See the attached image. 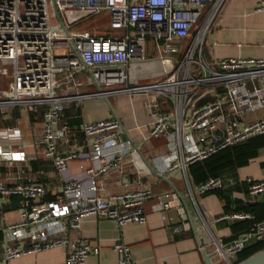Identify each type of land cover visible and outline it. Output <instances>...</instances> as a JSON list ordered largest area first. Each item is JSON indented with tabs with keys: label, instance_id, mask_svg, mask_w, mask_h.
<instances>
[{
	"label": "built area",
	"instance_id": "obj_1",
	"mask_svg": "<svg viewBox=\"0 0 264 264\" xmlns=\"http://www.w3.org/2000/svg\"><path fill=\"white\" fill-rule=\"evenodd\" d=\"M221 2L0 0V59L8 63L2 72L12 74L9 88L0 94L7 102L42 110L38 145L62 180L60 196L46 198V184L25 175L28 155L17 148L20 138L14 137L20 135L19 126H0V197L14 194L21 199L18 219L3 231L0 264L56 247L65 248L66 264H85L90 255L100 252V245L69 235L68 230L80 228L86 217L103 214L119 228L148 221L145 203L154 194L151 186L106 196L99 193L105 176L121 172L125 183L131 180L123 168L134 146L124 138L121 119L111 115L82 122L80 143L63 118L71 98L81 96L77 90L81 72L90 74L100 86L97 95H107L102 86L117 82L125 84L120 91L147 94L152 119L148 137L166 139V151L152 160L157 170L182 168L190 189L201 193L224 185L222 177L214 176L193 186L188 166L264 133V114L249 117L264 109V57L206 56L205 42ZM263 10L264 0H259L253 11ZM104 11L109 16L106 29L81 27ZM149 41L158 52L164 75L148 83L129 84L135 63L146 59ZM58 74L72 84L74 92H60L63 82L56 78ZM73 160L78 161L81 175H69ZM6 162L17 164V175L2 176ZM246 180L251 194L264 192V177L248 175ZM231 216L253 218L254 214L236 211ZM251 240L264 241V220L233 240L219 243L217 249L230 263ZM113 247L119 264H138L128 243L119 239Z\"/></svg>",
	"mask_w": 264,
	"mask_h": 264
},
{
	"label": "crops",
	"instance_id": "obj_2",
	"mask_svg": "<svg viewBox=\"0 0 264 264\" xmlns=\"http://www.w3.org/2000/svg\"><path fill=\"white\" fill-rule=\"evenodd\" d=\"M258 2L259 0H223L220 3L218 9L215 10L212 26L204 46L207 57H264V10L253 11ZM108 20L109 16L106 14L104 21L108 23ZM153 51L155 55L151 56ZM5 65L0 66V92L3 88H9L12 82V74L2 72V67ZM163 75V65L153 46L147 50L145 60L135 63L129 74V84L148 83L152 76L156 80ZM56 78L63 82L59 88L61 93L74 92L72 84L63 76L58 74ZM77 78L81 82L77 89L81 96L71 98L65 109L68 114L64 111L63 118L70 125L71 131L76 134L78 142H83L82 122L99 120L117 114L122 121L124 138L130 140L134 146V150L125 156L123 168L130 174V182L125 183L123 174L115 172L101 179L99 193L106 196L114 191L145 186H151L154 191L153 196L145 203L148 215V221L145 224L129 223L124 228H119L114 219L103 214H95L86 217L80 228L68 230L69 235H78L93 244L100 245V252L90 255L85 264H119V254L113 247L119 239L131 246L132 256L138 264H161L165 261L176 264H206L204 249L214 252L211 258L215 264H230L218 251L219 243L225 244L233 240L243 231L264 220V192L251 194L249 183L246 180L248 175L264 177V154L252 158L249 164L239 167L238 180L223 177L224 187H234L237 181L247 183L248 193L235 190L233 196L244 202H255L257 210H261L263 219L255 220L247 227L249 219H254L255 215L253 218L246 217L248 222L237 223L240 220L244 221L245 218L231 216L232 213L240 211L236 209V205L225 203L216 193L191 190L182 168L164 172L168 180L157 176L150 170L144 157L152 162L154 156L165 152L166 147L159 144V139L164 141L166 139L163 136L148 137L152 119L147 106L146 93L120 91L125 84L117 82L102 86L103 90L107 91V95L101 96L97 95L101 90L100 86L91 79L90 74L81 72ZM3 82L7 86L1 85ZM4 98L5 96L0 94V121L14 118V122L0 126H19L20 135L15 134L14 137L20 138L19 144L16 145L17 148L24 149L28 155L24 166L25 175L36 176L46 184L49 189L48 193L55 195L46 198H58L62 180L38 145L43 125L42 110H30L25 105L13 104L5 101ZM160 100L164 102V98L160 97ZM76 119L79 121L72 122ZM135 145L139 146L141 151L137 150ZM40 168L44 170L41 173L38 172ZM17 171V164L10 166L6 162L1 174L3 177H9L17 175ZM68 173L70 176L82 174L77 160L70 162ZM187 174L189 176V172ZM189 180L193 186H196L190 176ZM177 191L182 194L183 198ZM165 202H170L172 205L166 207ZM0 204L1 256L2 234L4 235L2 232L8 223L18 219L21 199L11 195L7 198L0 197ZM177 226L182 229L177 231ZM254 242L257 241L251 240L247 245ZM11 264H66L65 248L56 247L27 254L13 259Z\"/></svg>",
	"mask_w": 264,
	"mask_h": 264
},
{
	"label": "trees",
	"instance_id": "obj_3",
	"mask_svg": "<svg viewBox=\"0 0 264 264\" xmlns=\"http://www.w3.org/2000/svg\"><path fill=\"white\" fill-rule=\"evenodd\" d=\"M149 48L154 46L152 41H149ZM66 111V110H65ZM67 112V111H66ZM68 114V112H67ZM79 121V119L72 122ZM14 122V118L8 120H1L0 125L11 124ZM71 122V121H70ZM264 154V133L251 136L245 140L239 141L235 144L224 147L208 157L197 160L188 166V172L190 178H192L193 183L196 185L206 181L210 177L220 176V177H231L238 180V168L245 166L250 163V160L260 154ZM264 165V161H263ZM235 190L244 191L248 193V186L245 182H238L234 187H219L212 188L206 192L216 193L221 199L227 204L236 205V209L240 211L252 212L255 217L254 219L245 218L244 221L240 220L237 223L248 222L250 226L255 220L263 219L261 215V210H257L255 202H244L242 199L234 197L233 192ZM14 198L20 197L19 195H11ZM55 195H46V197H54ZM1 207V204H0ZM4 207V206H3ZM247 219V220H246ZM3 233V232H2ZM1 233V234H2ZM3 236V234H2ZM264 247V241H257L252 244L247 245L241 252L238 253L235 262H238L245 257L251 255L252 253L262 249Z\"/></svg>",
	"mask_w": 264,
	"mask_h": 264
},
{
	"label": "water",
	"instance_id": "obj_4",
	"mask_svg": "<svg viewBox=\"0 0 264 264\" xmlns=\"http://www.w3.org/2000/svg\"><path fill=\"white\" fill-rule=\"evenodd\" d=\"M116 116H118V115L116 114ZM135 146H136L137 150L138 149L140 150L139 146H137V145H135ZM144 160H145L146 164L149 166L150 170L154 174L168 180V177L166 176V174L164 172L157 170V168L153 165V163L151 161H149L146 157H144ZM177 192L179 193L180 197L183 198L182 194L179 191H177ZM191 220H192V218H191ZM193 228L196 231L195 224H193ZM199 242L202 243L201 240H199ZM213 254H214V252H208V251H206V249L203 250V255H204L206 264H215L211 258ZM230 264H264V247L262 249L256 251V252L252 253L251 255L245 257L244 259L238 261V262H233L231 260Z\"/></svg>",
	"mask_w": 264,
	"mask_h": 264
},
{
	"label": "rangeland",
	"instance_id": "obj_5",
	"mask_svg": "<svg viewBox=\"0 0 264 264\" xmlns=\"http://www.w3.org/2000/svg\"><path fill=\"white\" fill-rule=\"evenodd\" d=\"M51 9H53V7H52ZM106 14H107L106 11L102 12V13L99 14L98 16H95V17L91 18L90 20L86 21L84 24L81 25V27H87V28L98 27V28H101V29H106V28L108 27V23H106V22L104 21L105 18H106ZM150 55H151V56L155 55V52L153 51L152 54H150ZM4 63H6V62H5L4 60L0 59V66H1L2 64L5 65ZM86 73H87V72H86ZM87 74H88V73H87ZM82 77H84V76H82ZM85 77H87V76H85ZM85 77H84V78H85ZM149 78L151 79V76H150ZM151 81H154V77H153V76H152ZM135 82H136V81H135ZM136 84H137V83H136ZM1 85L7 86V84H6L5 82L1 83ZM133 85H134V84H133ZM263 111H264V109H262V110H257V111L254 112L253 115H251V116H249V117H259L260 115L264 114ZM159 144H160V145L163 144V146L166 147V146H165V144H166V140L164 141V140H162V139H159Z\"/></svg>",
	"mask_w": 264,
	"mask_h": 264
}]
</instances>
